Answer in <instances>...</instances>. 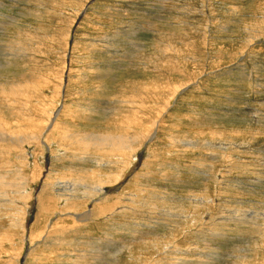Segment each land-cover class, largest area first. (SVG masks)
Segmentation results:
<instances>
[{
    "label": "rangeland",
    "instance_id": "rangeland-1",
    "mask_svg": "<svg viewBox=\"0 0 264 264\" xmlns=\"http://www.w3.org/2000/svg\"><path fill=\"white\" fill-rule=\"evenodd\" d=\"M0 124V264H264V0H0Z\"/></svg>",
    "mask_w": 264,
    "mask_h": 264
},
{
    "label": "bare ground",
    "instance_id": "bare-ground-1",
    "mask_svg": "<svg viewBox=\"0 0 264 264\" xmlns=\"http://www.w3.org/2000/svg\"><path fill=\"white\" fill-rule=\"evenodd\" d=\"M42 84V83H41ZM38 86V85H37ZM37 86H36V88H37ZM11 88V87H10ZM34 88H35V86H34ZM48 88V87H47ZM49 88H50V86H49ZM58 88H60V87H58ZM12 89V88H11ZM4 93V92H3ZM38 93V92H37ZM35 95V94H34ZM40 97V96H39ZM168 97V96H167ZM20 99H23V98H20ZM35 100V99H34ZM40 100V99H39ZM136 100V99H135ZM150 101V100H149ZM126 103V102H125ZM23 104L26 106V107H28V102H23ZM41 105V104H40ZM32 107V106H31ZM47 107H49L48 105L46 106L45 104H42V106L41 107H39V108H42L41 109V111L43 112V110H49V109H47ZM51 108V107H50ZM26 109H28V108H26ZM32 109V108H31ZM56 109V108H55ZM60 110H61V107L60 108H57L54 112H53V110L51 111V114L49 115V119H48V122L50 123H54V121H55V119L54 118H56L57 117V115H58V113L60 112ZM43 112V113H45L46 115H48L47 114V112L48 111H46V112ZM38 112V111H37ZM18 113V112H17ZM131 114V113H130ZM38 115L40 116V114L38 113ZM29 116H32V115H29ZM34 116H35V114H34ZM45 116V115H44ZM51 116H52V120H51ZM127 116V115H126ZM132 116V115H131ZM37 118V117H36ZM40 118V117H39ZM137 118V117H136ZM133 119V118H132ZM131 119V120H132ZM25 120V119H24ZM32 121V120H31ZM128 121V120H127ZM34 122V121H33ZM32 122V123H33ZM40 122H42V119L40 120ZM59 122V121H58ZM71 122V121H70ZM3 123V122H2ZM29 123V122H28ZM31 123V124H32ZM60 123V122H59ZM129 123H131V122H129ZM37 125H38V127H39V129L40 128H42V126L40 125V123L39 122H37L36 123ZM45 124V123H44ZM44 124H42V125H44ZM1 125V124H0ZM48 125H50V124H48ZM56 125L57 124H55L54 123V128H53V130L55 131L56 129H58V128H60L59 126H58V128L56 127ZM64 125V124H63ZM32 126V125H31ZM45 126V125H44ZM43 126V127H44ZM65 126V125H64ZM24 128V127H23ZM28 128V127H27ZM61 128H63V126H61ZM26 129V128H25ZM43 129V128H42ZM36 130V129H35ZM34 130V131H35ZM38 130V129H37ZM45 130V129H44ZM60 130H62V129H60ZM64 130V129H63ZM62 130V131H63ZM6 131V130H5ZM21 131H23V129L21 130ZM40 131V130H39ZM65 131V130H64ZM30 132V131H29ZM23 133H28V132H22V134ZM41 133V132H40ZM43 133H44V131H43ZM42 133V134H43ZM91 133V132H90ZM88 134V133H86V132H84L83 134H80V135H78V136H80L79 138L80 139H82L85 143H86V145H85V147L86 146H88V145H98V146H105L106 148H109L112 152H114L113 150H116L118 153H112L111 155H113V157H114V160L113 161H118V155H120L121 157L122 156H125L126 155V151L127 150H129L132 146V144H134L135 142H137V141H139V138L141 137V135L140 134H137V135H135V136H130V135H125V136H120V135H103V134ZM111 133V132H110ZM47 134H48V132H47ZM62 134V132L59 134V135H61ZM11 136V137H15V134H8L7 132H4V131H0V140L2 141V140H4V139H6V136ZM26 135V134H25ZM39 135H41V134H36L35 132L34 133H28L27 134V140L28 141H30L31 139H33V138H39L38 136ZM63 135V138H68L67 137V135H64V134H62ZM73 135H75V136H77V134H75V133H73ZM24 137H26V136H24ZM8 138V137H7ZM18 138H20V136L18 137ZM23 138V137H22ZM9 139H10V137H9ZM14 139V138H13ZM13 139H11V140H13ZM40 139V138H39ZM7 140V139H6ZM10 140V141H11ZM18 140V139H17ZM20 140V139H19ZM21 140H23V139H21ZM25 140H26V138H25ZM5 141V140H4ZM15 141H16V139H15ZM3 142V141H2ZM13 142V141H12ZM22 143V142H21ZM15 144H17V143H15ZM18 145V144H17ZM22 145H23V143H22ZM91 146H89V147H91ZM97 146V147H98ZM221 146V145H220ZM224 146V145H223ZM16 147V146H15ZM212 147H213V145H212ZM93 147H91V149H92ZM218 149H225V147H217ZM82 149V148H81ZM94 149L96 150V147L94 146ZM125 150V151H120V150ZM2 152V151H1ZM0 152V153H1ZM82 152H84V151H82ZM83 154H85V153H83ZM82 154V155H83ZM84 156H86V155H84ZM83 156V157H84ZM130 157H132V155L130 156ZM134 157V156H133ZM80 158V157H79ZM89 158H90V156H89ZM87 159V158H86ZM112 161V162H113ZM133 162V161H132ZM109 163H110V161H109ZM131 163V162H130ZM131 167V164H126V169H129ZM91 169V168H90ZM127 174V173H126ZM122 177V176H121ZM121 177H120V173L118 174V179L116 180V181H110V180H108V181H103L102 183H99V186L97 187V194H95L94 196H92L91 198H89V199H91V201L93 202V199H95V198H97L102 192H103V189H104V183H107V182H119L120 181V179H121ZM123 180V179H122ZM121 180V181H122ZM91 183V182H90ZM92 184V183H91ZM91 184L90 185H86L87 186V189L91 186ZM6 185V184H5ZM63 185H65V184H63ZM106 185V184H105ZM17 186V185H16ZM47 186V185H46ZM68 186H70V185H68ZM71 187V186H70ZM94 188H96V187H94L93 186V190H94ZM64 190V189H63ZM67 190V189H66ZM89 190V189H88ZM77 191V190H76ZM85 191H86V189H85ZM128 191V190H127ZM89 192V191H88ZM71 193V192H70ZM85 193V192H84ZM93 193V192H92ZM91 193V194H92ZM99 193V194H98ZM69 194V193H68ZM87 194V193H86ZM74 195V194H73ZM77 195H82V194H77ZM93 195V194H92ZM43 196H47V195H43ZM86 196H88V195H86ZM74 197V196H73ZM78 197V196H77ZM112 197V196H111ZM135 197V196H134ZM110 198V197H109ZM49 199V198H48ZM72 199V198H71ZM76 199V198H75ZM99 200V199H98ZM127 200H128V198H127ZM42 201V200H41ZM74 201V200H73ZM135 201V200H134ZM44 202V201H43ZM71 203H72V201H71ZM133 203V202H132ZM42 204V203H41ZM104 204V203H103ZM79 205V204H78ZM103 206V205H102ZM131 207V206H130ZM118 208V207H117ZM115 209V208H114ZM124 209V208H123ZM99 210H102V209H99ZM127 210V209H126ZM129 210V209H128ZM90 212V211H89ZM173 212V211H172ZM76 214V213H75ZM89 214V213H88ZM91 214V213H90ZM85 215V214H84ZM175 215V214H174ZM76 216H77V214H76ZM105 216V215H104ZM171 216V215H170ZM95 217V216H94ZM90 219H92V218H90ZM85 221V220H84ZM48 224V223H47ZM35 227V226H34ZM173 230V229H172ZM170 248V247H169ZM169 251V250H168Z\"/></svg>",
    "mask_w": 264,
    "mask_h": 264
}]
</instances>
